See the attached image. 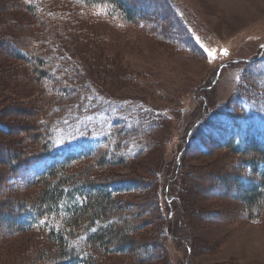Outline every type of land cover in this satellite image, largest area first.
<instances>
[{"label":"rangeland","instance_id":"obj_1","mask_svg":"<svg viewBox=\"0 0 264 264\" xmlns=\"http://www.w3.org/2000/svg\"><path fill=\"white\" fill-rule=\"evenodd\" d=\"M131 1L137 11L154 20L120 25L107 21L99 13L95 15L100 21L72 18L70 23H64L76 27L74 38L83 39L78 42L79 52L61 44L58 38L52 40L75 60L81 80L111 97L146 104L145 111L153 117L151 123L160 126L156 129L153 125L155 131L147 138L149 151L144 156L123 168L98 172L95 176L140 177L151 183L145 194L125 198L151 206L146 216L151 225L135 234L136 239L156 246L158 259L150 264H264V215L259 223L245 220L247 212L238 203L239 198H235L243 189L238 188L237 192L232 189L220 195L222 198H216V192L226 193L230 187L218 181V177L235 166V156L231 158L217 149L204 154L199 151V144L186 150L188 143L185 145L183 141L185 125L198 118L201 103L204 108L210 103L218 114L226 113L242 86L247 95L259 100L264 110V80L259 70L231 65L232 60L240 56L249 58L259 51L264 41V0H170L176 16L165 6H158L156 0ZM13 2L0 0V124L6 128L5 131L0 128V264H39L32 258L33 253L44 245L51 250L55 248L48 243L45 233L14 234L2 216L8 204L13 202L12 210L17 206L18 197H32L34 190L24 192L23 188H17L24 184H19V177H14L13 171L22 167L12 166L38 152L40 144L30 136L41 133L36 119L48 113L42 103L44 89L34 83L36 77L31 68L15 62L9 55L14 51L23 54V48L29 52L24 56L33 53L16 42L31 30L39 34L42 20L32 19ZM64 25L62 22L61 26ZM36 36L32 42L34 50L40 48L39 40H44ZM185 38L192 39L199 52L184 45ZM94 52L101 57L99 64H93L97 72H93L89 61V54ZM227 63L229 66L223 72L220 66ZM45 84L51 86L49 82ZM255 92L258 97L254 96ZM181 149L186 150L183 164L176 167L174 158ZM174 169L175 176L180 172L175 181L171 180ZM33 170L30 176L37 177ZM29 179L25 177V182ZM7 184L14 189L6 188ZM164 188L172 193L183 212L174 240L165 234L172 225L168 224V210L161 203L160 193ZM123 212L130 219L135 210ZM9 233L11 236L7 237ZM183 240L191 244L192 253L187 252ZM97 264L141 263L132 256L116 255Z\"/></svg>","mask_w":264,"mask_h":264},{"label":"trees","instance_id":"obj_2","mask_svg":"<svg viewBox=\"0 0 264 264\" xmlns=\"http://www.w3.org/2000/svg\"><path fill=\"white\" fill-rule=\"evenodd\" d=\"M13 1L32 19L42 20L38 27L39 34L31 30L16 42L29 47L33 53L24 56V53L29 52L23 48V54L14 51L9 55L15 62L27 64L31 68V73L36 77L34 83L44 89L42 103L48 116L44 114L37 117V130L41 133L30 136L33 142L40 144L38 152L30 154L29 159L21 163L14 162L15 166H12L15 169L22 167V170L13 171L16 173L14 177H19V184H24L17 188H23L24 192L34 190L30 195L32 197H18L17 206L12 210L13 202L8 204L2 216L10 223L14 234L45 233L48 243L55 248L51 250L44 245L34 252L32 258L39 264L46 261V264H97L116 255L132 256L141 264L155 262L158 259L156 246L135 238L136 233L151 225L146 219L151 206L125 199L128 195L145 194L152 187L151 183L140 177L119 179L95 175L123 168L144 156L149 151L147 138L155 131L153 125L156 123H151L154 122L153 117L145 111L146 104L138 100L131 102L111 97L90 82L81 80L75 60L52 41L58 38L61 44L69 45L73 51L79 52L78 42L83 39L81 36L74 38L72 34L77 32L76 27L70 28L67 27L68 23H64H70L72 18L100 21L95 15L99 13L107 21L120 25L154 19L145 12L141 14L137 11L131 0ZM156 1L158 6H165L176 16L170 0ZM62 22L64 27L61 26ZM179 26L181 30L180 23ZM73 29L75 31L72 32ZM66 30L69 36L63 33ZM34 33L36 38L44 39L39 40L42 43L36 50L32 43L36 41ZM11 42L6 43H14ZM182 42L194 52H199L192 39L185 38ZM98 52L89 54L93 72H97L94 62L99 64L101 60ZM260 52L259 49L253 57L257 58ZM244 65L259 70L260 78L264 80V57ZM47 82L51 83L50 87L45 84ZM245 92L243 86L242 90H237L234 103L230 104V110L226 113L218 114L210 103L205 108L201 103L198 118L185 125L183 141L186 145L192 126L203 118L189 138L186 150L199 144V151L204 154L217 149L231 158L235 156V166L229 173L224 172V176L218 177V181L230 187L226 193L224 190L218 194L216 192V198H222L232 189L236 192L238 188L243 189L235 198H239L238 203L247 212L245 220L259 223L264 215V110L257 98ZM254 96H257L256 92ZM53 109L57 114H54ZM158 127L156 125V129ZM0 128L6 130L1 124ZM200 136L203 138L200 139ZM186 150L183 152L181 149L176 153V167L182 166ZM181 151L183 154H180ZM85 163L89 164L81 167ZM36 167L39 168L33 170ZM32 170L37 177L30 176ZM179 174L175 176L174 169L171 180H177ZM25 177L31 179L25 182ZM6 188L14 189L8 184ZM160 198L168 210L167 222L172 225L171 229L168 227L165 230V234L174 240L183 212L170 191L166 199L165 188L161 190ZM132 209L135 213L128 219L123 211ZM183 241L187 252L190 250L192 253L191 244Z\"/></svg>","mask_w":264,"mask_h":264}]
</instances>
